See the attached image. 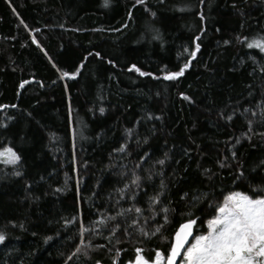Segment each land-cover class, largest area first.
Segmentation results:
<instances>
[{
    "label": "trees",
    "instance_id": "obj_1",
    "mask_svg": "<svg viewBox=\"0 0 264 264\" xmlns=\"http://www.w3.org/2000/svg\"><path fill=\"white\" fill-rule=\"evenodd\" d=\"M256 40L264 0H0V150L20 157L0 161V264L151 260L230 192L264 195Z\"/></svg>",
    "mask_w": 264,
    "mask_h": 264
},
{
    "label": "snow or ice",
    "instance_id": "obj_2",
    "mask_svg": "<svg viewBox=\"0 0 264 264\" xmlns=\"http://www.w3.org/2000/svg\"><path fill=\"white\" fill-rule=\"evenodd\" d=\"M108 3L109 0H104V6H107ZM136 3L143 4L144 0H136ZM129 15L131 16V13ZM37 31L39 30L37 29ZM196 39H199V37ZM33 42H36L34 37ZM248 47H257L264 51V40L252 41L248 43ZM199 48L200 45L197 43L189 56V62L196 56ZM185 51L188 50L185 49ZM96 55H99V53H96ZM53 66L55 67V65ZM80 67H83V62H81ZM188 67L189 63H185L178 71L166 72L164 79L175 80L181 77ZM131 68L139 72L141 76L152 75L151 73L142 72L136 65H132ZM79 71L80 68L78 67L76 72L73 73L61 72V78L75 77ZM26 83L28 81H23L20 87H23ZM181 95L184 99H190L184 96L183 93ZM0 107L4 106L0 105ZM13 107L15 106L13 105ZM100 112L103 113L104 109L101 108ZM124 147V145H121L118 151H123ZM19 159L20 157L12 148L5 147L0 150V160L5 164L14 165ZM159 163L163 164L164 161L161 160ZM16 174L19 175V173ZM242 175L243 173H241ZM157 200L158 197H154L152 203H156ZM135 211L139 213L141 209L136 208ZM163 211L167 212V209ZM106 219L114 220L115 217L109 216ZM165 220H167V217H165ZM66 223H71V221H66ZM99 223L104 224L105 219L101 218ZM132 223L135 224L136 221L133 220ZM195 223L196 221L193 219H188L185 223H182L175 232L166 258L157 250L155 259L151 261V264H177L176 258L181 255L183 259L179 264H264V195L256 194L253 198L244 192H230L224 196L221 203L215 206V215L206 222L207 231L201 235H196L189 242ZM118 227L119 225H116L112 232L114 233ZM84 231H87V229L82 225L81 232ZM141 231L143 230L141 229ZM159 231L160 228L158 227L156 232ZM143 234L148 235L147 232ZM4 239V234L0 233V241ZM46 239H50V237ZM182 249L183 252H181ZM141 251L139 248L136 249L135 264H150L149 260L141 255ZM97 264H99V261H97Z\"/></svg>",
    "mask_w": 264,
    "mask_h": 264
},
{
    "label": "rangeland",
    "instance_id": "obj_3",
    "mask_svg": "<svg viewBox=\"0 0 264 264\" xmlns=\"http://www.w3.org/2000/svg\"><path fill=\"white\" fill-rule=\"evenodd\" d=\"M0 161H2V160H0ZM201 234H203V233H201ZM201 234H196V235H201ZM196 235H193V234H192L191 240H193L194 237H195ZM191 240H190V241H191ZM163 256L166 258L167 255H163ZM154 259H155V255H154V257H153L151 260H149L150 264H151V261L154 260ZM182 259H183V256H182V255L179 256V262H180ZM135 260H136V258H135ZM135 260L132 261V262H128V263H126V264H135ZM179 262H178V264H179Z\"/></svg>",
    "mask_w": 264,
    "mask_h": 264
},
{
    "label": "water",
    "instance_id": "obj_4",
    "mask_svg": "<svg viewBox=\"0 0 264 264\" xmlns=\"http://www.w3.org/2000/svg\"><path fill=\"white\" fill-rule=\"evenodd\" d=\"M191 237H192V236L189 237V242H190V240H191ZM183 251H184V250L182 249L181 252H183ZM176 261H177V264H178V262H179V256H177ZM96 264H97V263H96ZM99 264H104V263L99 262Z\"/></svg>",
    "mask_w": 264,
    "mask_h": 264
}]
</instances>
